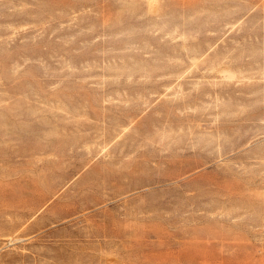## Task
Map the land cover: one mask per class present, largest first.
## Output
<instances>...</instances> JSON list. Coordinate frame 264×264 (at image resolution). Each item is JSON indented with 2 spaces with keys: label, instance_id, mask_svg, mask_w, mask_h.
Masks as SVG:
<instances>
[{
  "label": "rangeland",
  "instance_id": "rangeland-1",
  "mask_svg": "<svg viewBox=\"0 0 264 264\" xmlns=\"http://www.w3.org/2000/svg\"><path fill=\"white\" fill-rule=\"evenodd\" d=\"M0 264H264V0H0Z\"/></svg>",
  "mask_w": 264,
  "mask_h": 264
}]
</instances>
